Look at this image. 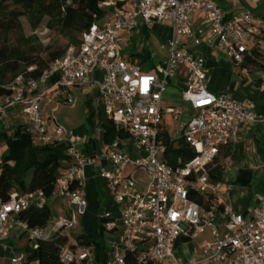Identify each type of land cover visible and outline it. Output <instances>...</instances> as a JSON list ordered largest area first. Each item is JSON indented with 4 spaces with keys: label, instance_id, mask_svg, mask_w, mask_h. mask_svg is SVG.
Instances as JSON below:
<instances>
[{
    "label": "built area",
    "instance_id": "obj_1",
    "mask_svg": "<svg viewBox=\"0 0 264 264\" xmlns=\"http://www.w3.org/2000/svg\"><path fill=\"white\" fill-rule=\"evenodd\" d=\"M194 11L205 13L218 50L238 65L264 69V16L245 9L227 17L217 0H139L134 6L116 8L104 22L92 23L81 33V44L69 45L63 57L52 61L40 77L18 73L6 82L0 81V88L11 91L0 96V119L6 120L12 111L20 109L28 120L25 131L42 145L58 143L67 134L73 140L67 151L75 160L60 173L54 191L64 197L71 216L58 215L45 227L29 228L19 214L32 203L39 204L38 197L43 193L12 194L8 201L0 199V248L11 251L10 264H33L29 253L15 252L6 243L14 227L29 235L34 242L32 248L40 240L65 236L67 242L59 254L64 264H96L91 247L80 244L72 232L76 227L74 207L83 215L88 206L84 167L99 157L109 165L98 175L113 190L122 229V237L110 243L111 256L106 264H126L127 252L138 253L141 263L188 264L175 254L176 244L190 229L203 231L206 226L212 228L214 240L204 242V263L264 264V191L257 194L256 205L247 214L229 205L224 207L223 234L215 224L217 205L212 201L204 205L190 196L196 192L213 197L217 183L211 171L224 159L231 163V154L220 159L222 151L235 145L244 126L264 120L251 102L207 89L205 59L187 47L190 42L200 44L204 33V29L193 26ZM139 19L147 27L166 23L172 27L168 58L153 70L125 60L118 43L121 32L134 30ZM97 71L102 72L99 80L95 79ZM176 78L182 79V100L193 111L185 121H181L186 114L184 105H165L163 100ZM94 83L107 116L117 129L128 134L137 149L134 155L123 151L126 143L116 139L106 144L99 156H84L75 150V143L82 141L80 134L60 124L49 128L41 102L51 99L55 92L69 104L73 87ZM261 87L264 89V78ZM168 114L177 123L179 138L165 132ZM179 139H184L195 155L185 162L179 157L177 164L171 165L166 157L168 147ZM138 169L151 177L147 191L137 188ZM104 217L112 216L106 213ZM115 225L113 220L106 223L109 229Z\"/></svg>",
    "mask_w": 264,
    "mask_h": 264
},
{
    "label": "crops",
    "instance_id": "obj_2",
    "mask_svg": "<svg viewBox=\"0 0 264 264\" xmlns=\"http://www.w3.org/2000/svg\"><path fill=\"white\" fill-rule=\"evenodd\" d=\"M121 1L122 5L116 3ZM139 0H108L105 8L107 9L104 20L111 18L112 11L116 8H128L137 4ZM227 17L232 16L242 10L248 9L255 14L264 16V0H217ZM192 23L194 28L204 29L202 42L198 45L190 42L187 47L195 56H201L205 59L206 69V87L215 94L227 93L230 97L238 101H249L252 103L254 110L264 115V89L261 87L264 78V69L257 67H246V65H238L232 61L225 53L221 52L214 46L213 33L206 20L205 13L202 11H194L192 16ZM101 21V20H100ZM147 27V26H146ZM155 28L160 34L157 38L159 50H164L160 57V62L153 66L162 65L168 58V39L172 36V27L170 24H155ZM132 30H124L121 32L118 43L124 55L122 43L129 42L130 37L127 38L128 32ZM131 36V35H130ZM150 38V37H149ZM122 39V40H121ZM132 44V43H131ZM157 47V49H158ZM157 49L154 46L144 48L135 54L143 55L150 60V56L155 54ZM134 57V56H133ZM128 61V60H127ZM144 70H150L141 65ZM146 66V65H145ZM102 72L97 71L95 79H101ZM170 89L180 92L184 84L181 78H176L171 81ZM78 91L85 97V112L88 115L85 119L74 120L73 126H68L66 123L60 121L53 113L58 110V103L52 105L51 113L47 112V107L54 104L59 98L54 92L51 99H45L41 102V112L48 123L49 128L53 129L56 124L62 125L67 131L74 130L82 136L80 143H75V150L84 156H99L104 142V130L100 126L101 112H105L101 95L96 83L84 87H73L71 93L73 101L68 105L73 107L76 102V94ZM44 103V104H43ZM175 105V104H173ZM183 105V104H178ZM186 109V114L182 116L181 121L188 119L191 112ZM106 113V112H105ZM167 118L174 121L171 115L165 117L166 134L173 135L168 129ZM27 117L20 109H15L6 120L0 119V130L10 133L18 125H27ZM117 128V127H116ZM177 129L175 123L174 132ZM119 131L116 139L126 143L123 151L135 154L137 149L132 146L131 139L124 131ZM181 140V139H179ZM178 140V141H179ZM178 141L176 143H178ZM73 143V140L66 134L59 142L58 146L61 148L63 155V165L60 172H63L70 164L75 163V160L69 155L67 148ZM174 143V144H176ZM173 144V143H172ZM231 154V163L225 161V157ZM220 159H224L222 165L224 172L222 179L214 181L217 183V192L212 197V202L217 205V215L215 224L218 226L220 233H224L225 217L222 215L225 206H232L235 211L247 214L256 205L257 194L264 191V120L250 123L242 128L235 145L230 148H225L222 151ZM109 165L105 159L99 157L94 163L88 164L84 167L86 175V198L88 206L83 215L77 213V207H74L76 212V227L72 232V236L80 243L87 241L92 249L96 264H106L111 256L110 243L113 240H118L122 237V229L118 221V205L115 201L114 193L109 183L98 173L107 168ZM137 181V188L140 191H147L150 189L151 177L143 169H138L135 173ZM231 185V188L229 186ZM39 204H47L51 207L53 220L58 215L71 216L72 210L67 206L64 197L54 194L50 198L38 197ZM37 204V203H36ZM106 213H111V218H105ZM103 221V231L101 230V220ZM52 220V222H53ZM113 220L116 225L109 229L106 226L107 221ZM51 222V221H50ZM48 223V225L50 224ZM208 231V235L203 234ZM203 235L199 242H195L196 237ZM80 237V239H78ZM184 238H188L185 241ZM214 235L212 228L204 227L203 231L190 229L188 235L183 234L176 247L183 245L186 257H181L187 260L188 264H206L203 262V245L205 241H213ZM6 243L10 245L15 252H27V248L33 247L34 242L29 235L19 228L14 227ZM175 247V248H176ZM28 253V252H27ZM10 250H3L0 248V259L4 264H10ZM37 264L36 261H31Z\"/></svg>",
    "mask_w": 264,
    "mask_h": 264
},
{
    "label": "trees",
    "instance_id": "obj_3",
    "mask_svg": "<svg viewBox=\"0 0 264 264\" xmlns=\"http://www.w3.org/2000/svg\"><path fill=\"white\" fill-rule=\"evenodd\" d=\"M108 0H0V81L6 82L18 73H26L38 78L49 64L63 57L71 44L80 45L81 33L95 21L102 20L107 12L101 4ZM122 5L121 1L116 3ZM11 6H14L11 8ZM26 16L31 27L35 30L45 17H49L48 27L64 34L69 43L65 49L51 45L36 46L35 37L25 35L20 18ZM16 32L17 42L9 43L10 34ZM46 50L48 59L34 55L35 51ZM140 65L147 64V58L134 54L130 60ZM33 67L31 71L28 69ZM9 78V79H10ZM11 91L0 88V96ZM104 130V142L111 144L119 131L114 122L102 111L99 119ZM0 141L5 142L6 150L0 161V199L8 201L12 194L25 195L40 191L45 198H50L55 191L60 168L63 165V155L58 143L42 145L25 131L24 125L16 126L10 133L0 130ZM228 149V148H227ZM195 151L181 139L176 144H170L166 157L171 165L177 164L179 157L188 161L193 158ZM224 166L217 165L211 171L214 181L222 179ZM191 198L201 204L208 205L211 195L191 193ZM29 228L45 227L53 219L51 207L47 204L32 203L30 207L19 214ZM101 230L103 231V221ZM80 239V237H78ZM188 241V238H184ZM67 242L63 235L49 240H40L36 248H27L29 261L37 264H64L59 254L61 247ZM82 244H89L81 241ZM178 243V242H177ZM126 264H155L141 263L138 253L127 252Z\"/></svg>",
    "mask_w": 264,
    "mask_h": 264
},
{
    "label": "rangeland",
    "instance_id": "obj_4",
    "mask_svg": "<svg viewBox=\"0 0 264 264\" xmlns=\"http://www.w3.org/2000/svg\"><path fill=\"white\" fill-rule=\"evenodd\" d=\"M13 7L14 6H11V8ZM20 20H21L25 35L28 37L30 36L35 37V43H36L35 45L37 47L40 45H43V46L51 45L56 48L65 49L67 44L69 43L67 37L64 34L60 33L56 29H52L47 26L49 17H45L42 23L39 25V27L35 30L31 27L26 16H22ZM103 20L104 18L101 20V22H104ZM129 37H130V43L126 42V44L125 43L121 44L123 48V52H124L123 58L128 61H130L133 58L135 53L140 52L144 48H148L149 46H154L157 49L158 47L157 38L160 37V34L157 31V29L148 28L145 25H143L141 19H139L138 26L131 32H128L127 38ZM16 42H17V34L16 32H14L10 34L9 36V43L15 44ZM163 52L164 50L162 49L159 50V47H158L155 54H152V56H150V60L147 61L146 67L151 70L153 66L155 65V63L157 64L158 62H160V57L163 54ZM34 55H40L43 59H48L47 52L46 50H43V49L42 50L40 49V51H35ZM9 78L7 80H9ZM75 94H76L77 99L73 107L69 106L68 104H65L64 102H62V100L58 99L56 102H54V104H50L47 107V112L51 113L52 105H55V103H58V110L53 114L60 121L66 123L68 126H73L74 120L85 119L88 116L85 112V107H86L84 103L85 97L82 96L78 91H76ZM163 100H164L165 105L183 104L185 107H187V109L189 107L187 103L183 102L180 92L170 89V87L164 93ZM188 110L191 112V109H188ZM182 119H185V118H182ZM167 125H168L169 131L171 133H174L176 138H179L180 134L174 132V127H175L174 121L170 118H167ZM5 150H6L5 142L0 141V161H1L2 154L4 153ZM52 220L50 224L52 223ZM203 235L204 236L208 235V231H206ZM203 235H199L198 237H196L195 242H199L201 238L203 237ZM183 249H184L183 245L176 247L175 254L178 257L185 258L186 255ZM0 264H4L1 261V259H0Z\"/></svg>",
    "mask_w": 264,
    "mask_h": 264
}]
</instances>
